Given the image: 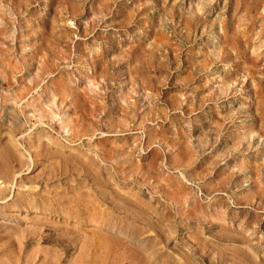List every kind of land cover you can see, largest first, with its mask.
Instances as JSON below:
<instances>
[{
    "label": "rangeland",
    "instance_id": "rangeland-1",
    "mask_svg": "<svg viewBox=\"0 0 264 264\" xmlns=\"http://www.w3.org/2000/svg\"><path fill=\"white\" fill-rule=\"evenodd\" d=\"M0 264H264V0H0Z\"/></svg>",
    "mask_w": 264,
    "mask_h": 264
}]
</instances>
